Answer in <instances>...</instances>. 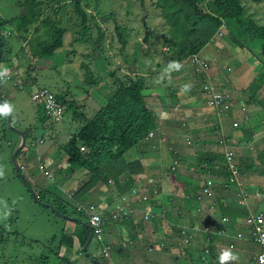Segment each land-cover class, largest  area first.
Returning a JSON list of instances; mask_svg holds the SVG:
<instances>
[{
  "label": "rangeland",
  "instance_id": "1",
  "mask_svg": "<svg viewBox=\"0 0 264 264\" xmlns=\"http://www.w3.org/2000/svg\"><path fill=\"white\" fill-rule=\"evenodd\" d=\"M21 1L0 0V19L7 22L1 31L4 48L0 70L6 68V76L13 77L10 82L5 78L0 82V104L8 102L14 108L9 114L10 124L6 120L7 117L0 116V170L3 171L0 176V264H37L40 261H43L40 264H94L95 261L99 264H127L129 258L133 264H207L195 260V254L196 249H200L205 235L216 237L211 232L203 231L204 227H210L206 219L216 216L217 213L212 203L214 196L225 201L234 198L237 204H242V200L249 197L245 185L253 187L254 184L245 182L244 185L242 174L230 180V172L227 181L224 177L215 181L208 179L203 171V163L196 165V160H204V155L208 153V157L212 156L216 161L220 150H223L224 164L225 154L230 152L231 163L239 170L238 166L243 164V159L247 156L245 150H264V40L252 37L249 30L251 25L264 26V0H239L242 7L240 22L222 20L223 24L211 40L193 54L197 56L198 62L204 61L207 68L212 65L217 67L216 83L212 82L214 77L212 80L208 74L207 76L196 70L188 59L179 62L182 65L179 71H165L169 63L176 60L171 54L172 47L169 42L172 39L168 34V27L160 16V10L154 6V0H80V7L87 17L86 35L82 34V24L72 7V0H45L40 6L38 21L28 24L26 32H20L11 19L21 10ZM197 4L204 12L213 6L212 0H200ZM45 17L65 28L62 45L51 57L34 61L29 54V45L34 43L35 38L44 40L49 36L48 28L40 23ZM98 31L102 33L100 39H97ZM117 32H121L124 41L121 51ZM228 55L232 57L227 58ZM85 66L92 76V84L89 86L85 82ZM236 69H240L243 74L228 75ZM135 73L151 76L146 80V85L152 87L145 89L144 93L153 94L154 100L151 99L153 103L150 105L153 115L158 120L164 116L165 119H174L177 123L165 122L168 129L159 133L158 140L155 139V130H152L151 134L148 133V139L144 142L151 144L152 149L149 150L153 151L144 152L147 164L142 165H150L153 168L154 174L151 177L154 182L150 190L148 189L149 192L146 188H139L142 169L141 174L137 176L139 181L127 191L136 200L134 204L122 201L124 198L120 196H123L124 192H115L117 188L111 180L107 184H96L81 197L80 202L83 205L91 202L100 210L108 209L111 219L108 226L104 225L107 226L104 227V233L100 234L102 241L92 237L85 251L79 253L77 238L80 237L78 233L81 228L76 222H83L84 217L72 211L71 207L81 203L76 202L71 193L86 177L81 169H73L69 171H73L69 175L65 174L68 164L62 147L71 138L70 135L77 126L104 103L106 95L113 90L112 78L133 79ZM231 76L236 78H230ZM19 80L22 88H14L13 84L20 86ZM202 81L210 82L216 89L215 84L231 81L235 86L233 100L229 93H222L232 108L237 106V111L234 112L238 116L241 114L240 117H233L234 114L231 117L242 119L245 115L246 119L251 120L246 124L237 123L236 120L228 124L229 120L225 115L231 113V108L227 111L211 108L206 96L201 100L203 96L198 99V96L193 95L192 100L197 101L190 103L186 100L187 94L175 95L178 100L172 95L174 90L178 92L180 87L183 92L186 84L194 87V84ZM40 86L64 99L66 111L58 120L44 119L39 112L40 106H36L30 99L31 92ZM158 91L169 94L163 99L164 106H158V98L161 99L156 97ZM35 109L38 111L34 112ZM255 113H260V116L256 117ZM195 120L192 125L191 122ZM32 125L33 130L30 131ZM230 125L239 128L231 129L233 138L230 137L225 142ZM12 127L18 129L23 136L26 134L23 132L27 130L33 132L34 136L31 140L26 136L23 147L15 157L16 164L25 165L21 172L22 179L11 159L13 151L20 143V136ZM158 128L165 129V125L160 122ZM237 133L239 134L236 135ZM234 150L237 152L235 155ZM178 152L185 158L180 164L172 157ZM134 156L131 155L130 158ZM61 158L64 159L58 167L62 171L59 173L58 167L54 171L50 170V166ZM263 160L259 162L262 172ZM50 161L52 163L47 166ZM160 166L166 167L162 174L159 172ZM225 166L227 167L226 164ZM216 169L222 172L220 167ZM173 179L176 181L173 183L175 185L180 181L197 184L201 195L195 196V200L188 195L183 198L188 202L178 208L179 221L175 220V205V216L172 212L168 219L172 223L169 228L164 226V223L167 224V218H164L161 207L152 208L151 204L149 207H142L138 200L158 197L162 191L158 185L169 184ZM257 183L260 184H257L256 194L250 189L253 194H250V198L255 200L254 204L257 201L253 214L260 213L264 216V173L260 175ZM203 184L209 187V195L202 194ZM106 193L111 199H116L109 206L105 198ZM51 195L62 199L67 206L53 204L49 200ZM100 202L103 204H99ZM131 210L141 213L143 217L136 230L122 225L119 221L122 214ZM115 211L118 214H115ZM149 214H153L154 221L162 222V227L150 222L146 218ZM173 226L192 231L193 235L188 244L179 248L180 239L178 240L176 232L172 229ZM69 233L74 242L66 253L59 241L62 235ZM147 241L154 244L150 251L147 249ZM100 245H103L102 248L106 246V251L101 250ZM220 249L224 251L227 247L217 248L216 254L219 256ZM187 254L192 258L184 262ZM257 254L258 252L255 256ZM254 257L251 264H254ZM214 264H219V261Z\"/></svg>",
  "mask_w": 264,
  "mask_h": 264
},
{
  "label": "trees",
  "instance_id": "2",
  "mask_svg": "<svg viewBox=\"0 0 264 264\" xmlns=\"http://www.w3.org/2000/svg\"><path fill=\"white\" fill-rule=\"evenodd\" d=\"M198 1L200 0H154V6L160 10V16L168 27V34L172 39L169 42L172 47L171 54H173V59L177 62L188 59L189 56L196 54L208 43L223 24L222 20H233L236 23L240 22L242 7L239 0H212L213 6L210 7L207 12L199 9L197 4ZM44 2L45 0L21 1L19 5L21 10L19 9L20 11L18 14L11 19L20 32H26L28 24L38 21L37 16H39L40 13V6L44 4ZM72 7L82 24V34L86 35L87 26H85V22L87 17L80 7V0H72ZM2 21L3 20L0 19V27L3 28L7 22ZM40 23L48 28L49 36L44 40L35 38L34 43L29 45V54L33 57L34 61L51 57L54 51L61 47L62 37L65 32V28L56 24L48 17L40 20ZM249 30L251 31L252 37L264 40V26L251 25ZM101 37L102 33L98 31L97 39ZM117 37L120 43L119 49L121 51L124 45L121 32H117ZM3 48L4 37L3 34L0 33L1 63L3 62ZM84 68L86 70L85 82L89 86L92 84V76L89 69L86 66ZM134 75L135 77L133 79L130 77H125L123 79L112 78L111 84L113 85V90L106 95L104 103L101 104L89 118L84 119L81 124L77 126L75 131L70 135L71 138L62 147L63 154L67 156L66 162L68 164L65 168V174L69 175L73 172L69 171L73 169H81L86 177L76 187L74 192L71 193L72 196L76 198V202H80L81 197L100 182L107 184L108 181L111 180L112 184L121 192L139 181L137 176L142 172L141 164L136 160L125 161L124 153L139 144L142 140H147L148 137L146 136L149 132H152L155 123L153 112L146 100L147 95L144 93L145 89L152 87L146 85V80L151 76L137 73ZM6 77L5 80L9 82L13 78L12 76ZM19 84L22 88V84ZM16 87L19 86L14 85V88ZM40 87L43 88V86ZM46 89L51 93L48 88ZM53 96L58 103L65 106L63 98L56 95ZM36 106H40L41 110L39 112L42 113L44 119H49L43 105L38 104ZM65 109L66 107L63 113L66 111ZM37 111L38 110L35 109L34 112ZM40 121H42V119ZM30 127V131H32L33 125ZM23 133H26L24 139H26V136L29 140L34 138L33 132L30 133L29 130ZM79 147H84L85 150H80ZM24 167L22 163H17V174L21 176ZM60 169L61 168L58 169L59 173L62 171V169ZM223 172L222 175L226 180L228 171L225 168L224 160ZM49 197V200H51L53 204L67 206L59 197L53 195ZM138 201L141 205H145L147 204L146 202L150 200ZM76 205V207H71L72 211L82 214L84 217L83 222L75 221L81 228V231L78 233L80 237L77 238L80 248L79 253H81L85 251L82 250V247L89 234V230L86 227L87 225L89 226V212L87 206L92 205V212L96 213L101 222H103L101 225L102 234L104 233V227H107L104 225H108L111 219V213H109V210L106 208L103 210L98 209L96 204L91 202H88L86 205L82 203L81 205L76 203ZM61 208L63 209L64 207ZM135 214L136 212L134 210L129 211V213H124L120 216L121 219L119 221L121 224L135 229L136 226L140 225L143 219L141 213H139V215ZM146 218L148 220L155 219L153 214H149ZM136 222L137 224H135ZM92 237H95V234L92 233L91 238ZM99 240L102 241V239ZM73 242L74 238L71 237V233H69L61 236L59 245L63 246L67 253L72 247ZM130 243L131 241H129V244ZM146 245L148 247L147 249L150 251L154 244L153 242L147 241ZM102 246L100 248L101 250ZM208 248L210 254L211 248ZM203 249L204 248L200 251L201 255L206 254ZM42 259L43 258H41V260ZM40 263H43V261L37 264ZM94 264L99 263L95 261Z\"/></svg>",
  "mask_w": 264,
  "mask_h": 264
},
{
  "label": "crops",
  "instance_id": "3",
  "mask_svg": "<svg viewBox=\"0 0 264 264\" xmlns=\"http://www.w3.org/2000/svg\"><path fill=\"white\" fill-rule=\"evenodd\" d=\"M231 57H232L231 55H228L227 58H231ZM215 69H217V67L212 65L210 68H208V71H206L205 74L206 75L208 74L212 80L215 78V80H213L212 82L216 83V74H217L216 71L217 70H215ZM233 71L228 73V75H234L235 74V76H240L241 74H243V72L240 69H236V71L234 73H233ZM231 73H233V74H231ZM235 76H231L230 78L235 77ZM198 79L200 80V78H198ZM229 83H230V85H229ZM194 85H195L194 87L191 86L189 90L183 91V92L181 91L182 87H180L179 89H177L178 88L177 87L176 89L178 92H176L174 90V93L172 95L177 96L180 93L181 94H187L188 96H187L186 100L189 101L190 103H196V101H197V100H192L193 95L195 97L198 96V99H201V97L203 96V98L201 100H204L205 94L202 92V82H200V83L197 82ZM215 85L217 86V89L220 90L221 92L229 93L231 99L233 100V97L235 96L233 88L235 86H233V84H231V81L225 82L224 84H222V83L218 84L217 83ZM153 90L156 91V89H153ZM164 90H165V88L163 89V91ZM156 93H157L156 97H161L160 100L158 98V106H164L165 103L163 102V99L168 94V92L162 93V92L158 91ZM146 95H147L146 100H147L148 106L150 107V105L153 103V100H154L152 98L153 94H150L148 92ZM151 99H153V100H151ZM176 99L178 100V97H176ZM263 100H264V98H263ZM259 105H260V103H259ZM262 105H264V103H262ZM236 107L237 106H233V108H232V106L230 105V108L232 109L231 113H228L227 115H225L226 119L229 120L228 124H232V122L234 120H236L237 123L241 122L243 124H246V122H249L251 120V118L246 119L245 115L242 119H239V118L234 119L231 117L232 114H234L233 117H240L241 116V114H240V116H238V114L236 112H234V111H237V110H235ZM255 108L259 109L258 106H255ZM150 109H151V107H150ZM259 114L260 113H255L254 115H256V117H259L260 116ZM193 115H194V112H192L191 116H193ZM160 122L163 125H165V129H162V128L159 129L158 128ZM165 122L168 124L177 123L174 119H172V120L167 119V118L165 119L163 116V117H160V119L158 120V118L156 116H154L155 125H154L152 130H155V139L156 140L159 139V133L160 132H164L165 130L168 129ZM195 122H196V120L192 121L191 124L193 125ZM234 128H239V127H236V126L232 127L230 125V129L226 132V134H228V137L225 139V142H227L230 139V137L233 138L232 135H234V134L232 133L233 131H231V129H234ZM215 131H217V128ZM238 134L239 133H237L236 135H238ZM150 146H151V144H148L147 142L141 141L136 146L127 150L126 151L127 153L126 152L124 153L125 154L124 158L126 160H131V159L133 161L139 160V163L142 166L143 174H142V177L140 178V181H139V188L141 190H142V188H146V190H148V189L150 190V188L152 187V184L154 182L153 181L154 179H152V177H151V175L154 174L152 171L153 168L150 167V165H147V166L142 165V164L146 163V161L144 159V152L153 151V150H149V149H152V148H150ZM222 151L223 150H220V156L216 161H215L214 157H212V156L208 157V155H207L208 153H206L204 155V160H196V165L200 164L201 162L203 163V166H204L203 171L206 174V178L212 179L215 181L219 177L220 178L224 177L222 175L224 173L223 172V160L224 159L222 157ZM245 151H247V154H246L247 156L244 157L243 164L239 165L237 163L236 159H235V161H236L237 165H239L238 171L240 172V174H242V176L244 178V185H245V182H246V184L247 183H249L251 185L254 184L253 187L249 186V185H245V187H246L245 189H247L249 197L247 200L246 199L242 200V204H237L236 200L234 198H231V200H229V201H225V200H222V198H220L218 196H214L212 203H213L214 209L217 210V213L215 214L216 216L211 217L208 220L206 219V222H207V224H209V226L212 230L211 234L216 235V237L218 236V238H216L214 236L211 237L209 235L204 236L203 242L200 243V245H201L200 249L199 248H198V250L196 249L197 253L195 254V260H197L198 262L207 263V264L208 263L214 264L215 262L219 261L220 256L218 254H216L217 248L219 246H226L227 249L231 248V250L238 255V260L228 261V262H226V264H251L252 259L255 256V254L257 252H259V247L251 241L247 227L243 224V220H244L245 216H247V214H249V213L253 214V212H254V206H255L257 201L254 204L255 200H253V198H250V194H252V193L256 194L257 193V189H258L257 184H260V183H257V181H259L260 175H262L264 173V168H263V172L259 169V167H260L259 162L264 159V150H262V151L261 150H245ZM45 153H46V151H45ZM173 154H175V153H173ZM235 154H237L236 150H234V155ZM131 155H133V156L135 155V156L133 158H130ZM172 157L177 159L178 164H180L182 162V160H185V158L182 156L181 152H178L177 155H174ZM216 157H217V155H216ZM63 159L64 158H61L60 161L53 163L50 166V168H51L50 170L54 171L55 169H57L59 163L61 164ZM66 159H67V157H66ZM258 159H260V160H258ZM51 163H52L51 161L49 163H47V166H49ZM22 164L24 165V163H22ZM216 167H220V169H222V173L220 172V170H217ZM225 168L227 170L226 166H225ZM165 170H166L165 166L159 167V172L161 174ZM213 170H215V171H213ZM62 173H64V172H62ZM83 176H84V174H83ZM171 181L172 182L169 181L170 182L169 184L158 185L160 187V189L162 190L161 195H159L156 198L151 199L149 202H146L147 204H145V205L140 204L142 207H146V206L149 207V204L152 205V208L161 207L164 218H167V224L164 223V226L169 227V228H171V226H169V224H172V223H170V221L168 219H170L171 214L173 212V208H175V205H177V208H176L177 213L175 216V212H173V215L176 217L175 220L179 221L180 220V216H179L180 212L178 213V211H179L178 208L185 206V203L188 202V201L185 202V200L183 198L187 197V195H188V197L191 196V198L193 200H195V198H194L195 196L201 195L199 193L200 187L197 186V184H193V183L188 184V182L184 183L183 181H180V182H177V185H175L173 183H175L176 181L174 179ZM203 186H204V184H203ZM129 188H126L123 191L124 195L123 196L121 195L120 197L124 198V200H122V201H124V203L133 202V204H134L136 200L133 199L130 194H128L127 191L129 190ZM250 189L253 190L252 193H250L251 192ZM149 190L147 192H149ZM115 192H119V191L115 190ZM253 194H252V196H253ZM106 195L107 196L105 198H106L107 202L109 203V204H107L109 206L112 204V201L114 202L116 199H111L110 195L108 193H106ZM104 203H105V201H104ZM99 204H103V203L100 202ZM139 206H135V207L138 209ZM136 214L139 215V213H136ZM239 214H241V215H239ZM256 214H258V213H256ZM222 216H227L229 218L230 222H226V224L220 223L218 220H220V218ZM175 220H173L174 224H176ZM150 222L157 223L160 227H162V225H163V224H161L162 222L159 223V222H156L154 220H150ZM116 224L117 223H115V225ZM118 225H120V224H118ZM122 225H124V224H122ZM176 226H177V224H176ZM137 227L138 226H136L135 228H137ZM194 227L195 226H193V228ZM178 228H181V227L178 226ZM178 228H175L174 226L172 227V229L176 232V235L178 236V240H179L180 234L178 233V231L180 229L178 230ZM181 229H184L185 231L190 233L191 238H192V235H193L192 231H190L186 228H183V227ZM217 229H223L224 234L223 235H217L215 233V230H217ZM105 233H106V231H105ZM231 241H233V242H231ZM177 242H179V241H177ZM175 246H176V243H175ZM205 246H208L211 248V253L209 255L203 256L200 254V251ZM185 247H187V246H185ZM179 248H180V246H179ZM188 255H189V257H188ZM185 258H187V259H183L184 262L190 261L192 256L190 257V254H187V256ZM167 259H168V257H167ZM127 264H133L131 258H129L127 260ZM150 264H154V263L150 262ZM160 264H167V263H160Z\"/></svg>",
  "mask_w": 264,
  "mask_h": 264
},
{
  "label": "built area",
  "instance_id": "4",
  "mask_svg": "<svg viewBox=\"0 0 264 264\" xmlns=\"http://www.w3.org/2000/svg\"><path fill=\"white\" fill-rule=\"evenodd\" d=\"M188 61H191V64L195 66L196 70L206 73L208 70L206 63L204 61L198 62L197 56L192 55L190 58H188ZM204 66V68H202ZM7 78L6 76L4 77ZM202 92L207 97V102L209 103V106L211 108H215L217 110H229L230 105L227 103L226 96L224 93H222L220 90L216 89L210 82H203L202 81ZM30 99L36 104L43 105V108L45 110L46 115H48L49 119L51 120H58L64 110V105L58 103L54 96L48 92V90L43 87H37L35 88L31 94ZM151 134V132H149ZM148 135V134H147ZM148 137V136H147ZM80 150H84L83 147H79ZM225 164L227 165V171L230 172L229 179L233 180L235 176L240 174L238 169L231 163L232 161V154L230 152H227L225 154ZM21 168V167H20ZM202 194L209 195V187L203 186L201 189ZM122 208H120L121 211ZM87 210L89 212V218H88V224L90 228L92 229V233L95 234L96 239H101V225L103 222H101L100 218L96 213H93V206L88 205ZM116 212V211H115ZM115 214H118L117 212ZM148 216V215H147ZM146 216V217H147ZM222 222H228L227 216H222L220 218ZM243 224L247 227L251 241L256 244L259 247L258 254L254 257V264H262L264 262V216L262 214H247L243 220ZM203 231L205 233L212 232L211 228L204 227ZM215 233L217 235H223L224 231L223 229H217L215 230ZM180 234V242L179 246L182 247V245L188 244L191 240V235L184 229H181L179 231ZM106 247V246H105ZM103 247L102 250H105L106 248ZM154 247V245H152ZM106 251V250H105ZM204 253L209 254V248L208 246H205L203 249ZM222 252V250L220 249Z\"/></svg>",
  "mask_w": 264,
  "mask_h": 264
},
{
  "label": "clouds",
  "instance_id": "5",
  "mask_svg": "<svg viewBox=\"0 0 264 264\" xmlns=\"http://www.w3.org/2000/svg\"><path fill=\"white\" fill-rule=\"evenodd\" d=\"M181 67L182 65L179 62L173 61L169 63L165 71L168 73H170L172 70L179 71ZM7 72L8 70L6 68H4L3 70H0V82L4 81V77L6 76ZM12 86L14 87V84ZM190 87L191 85L186 84L184 85L183 90L187 91L190 89ZM13 111H14V108L10 103L4 102L3 104H0V116L7 117ZM2 175H3V171L0 170V176ZM236 260H238V255L234 253L231 250V248H228L221 252L220 257H219V264H226V262L228 261H236ZM262 264H264V262H262Z\"/></svg>",
  "mask_w": 264,
  "mask_h": 264
},
{
  "label": "water",
  "instance_id": "6",
  "mask_svg": "<svg viewBox=\"0 0 264 264\" xmlns=\"http://www.w3.org/2000/svg\"><path fill=\"white\" fill-rule=\"evenodd\" d=\"M6 120H7V122L10 124L9 115L7 116V119H6ZM12 130L15 131V132L20 136V143L18 144V146H17V147L15 148V150L13 151V153H12V157H11L12 162H13V164H14V166H15V169H17V164H16V161H15V157H16L17 152L23 147L25 139H24L23 134H22L18 129L12 127ZM19 176H20V175H19ZM20 178L22 179L21 176H20ZM22 182L24 183L23 180H22ZM28 189H29V188H28ZM29 190H30V189H29ZM29 192H31V191H29ZM31 194H32V196H33V193H32V192H31ZM86 227H87V229L89 230V234H88V236H87V238H86V240H85V242H84V244H83V248H82L83 251L85 250L87 244L89 243V241H90V239H91V235H92V232H91L90 227H89L88 225H87Z\"/></svg>",
  "mask_w": 264,
  "mask_h": 264
},
{
  "label": "flooded vegetation",
  "instance_id": "7",
  "mask_svg": "<svg viewBox=\"0 0 264 264\" xmlns=\"http://www.w3.org/2000/svg\"><path fill=\"white\" fill-rule=\"evenodd\" d=\"M1 31H2V27H0V33H1Z\"/></svg>",
  "mask_w": 264,
  "mask_h": 264
}]
</instances>
